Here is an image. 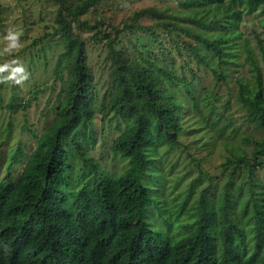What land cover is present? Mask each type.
Returning <instances> with one entry per match:
<instances>
[{
	"label": "trees",
	"instance_id": "obj_1",
	"mask_svg": "<svg viewBox=\"0 0 264 264\" xmlns=\"http://www.w3.org/2000/svg\"><path fill=\"white\" fill-rule=\"evenodd\" d=\"M55 1L51 31L31 43L47 36L61 40L51 69L60 80L51 106L55 118L20 170L13 169L25 154L20 145L6 160L0 150V170L6 162L0 171V264H264V188L252 177L233 178L235 172L245 177L264 169L263 39L255 32L257 51L238 28L245 10L258 6L264 26V0H174L173 6L164 1L132 9L118 22L103 13L93 21L81 19L106 0ZM144 16L150 23L142 22ZM77 24L87 35L76 31ZM125 38L135 55L124 48ZM88 45L103 50L107 66L101 127L107 121L117 129L109 148L125 160L115 174L101 167L102 151L97 157L88 153L97 115ZM239 65L247 67L248 77H234L236 102L246 127L262 130L263 138L250 131L240 135V141L253 143L250 154L227 140L225 164L231 167L221 192L214 200L204 187L193 201V188L187 187L176 195L181 199L170 211L171 221L163 214L167 186L153 166L156 151L180 144L185 130L205 131L204 146L215 141L214 133L220 136L217 129L232 125L236 131L232 117L219 124L218 106H231L219 91L230 92L232 70ZM39 90L35 85L30 97ZM14 101L12 96L6 107ZM22 103L25 108L28 99ZM190 119L197 127L191 128ZM173 226L176 233L170 232Z\"/></svg>",
	"mask_w": 264,
	"mask_h": 264
},
{
	"label": "rangeland",
	"instance_id": "obj_2",
	"mask_svg": "<svg viewBox=\"0 0 264 264\" xmlns=\"http://www.w3.org/2000/svg\"><path fill=\"white\" fill-rule=\"evenodd\" d=\"M164 1L172 6L175 3L174 0H106L101 4L99 3L96 9L93 7L89 8L80 17L81 19L93 21L95 16L103 13L105 17L113 15L114 21L118 22L122 17L131 14L132 9L154 3L161 5ZM234 5L241 6V3L237 2ZM56 6L55 0H0V64L16 59L21 61L30 73V78L22 86L13 85L10 82L0 83V147L2 146L0 150H2V157L4 160L9 159L12 150L18 145L25 152L23 159H20L18 164L13 168L15 171L21 169L25 157L36 144V138L55 118V112L51 106L55 102L60 80L54 79V73L51 69L58 52L62 49L61 40L58 37L47 36L34 45H31V43H33L35 38L41 37L44 32L51 31ZM260 14L259 6L251 11L245 10L238 23V28L249 37L251 45L255 46L256 49L255 32L263 39L264 45V26L260 22ZM150 21V17L148 16L142 18V22L144 23H150ZM13 26L23 29L24 34L21 37L23 47L19 52L4 54L5 42L2 37L6 34V30ZM75 29L77 32L80 31L83 35H87V32L78 24L75 25ZM147 41L150 42L143 38L141 42L147 43ZM123 46L127 52L133 55L136 54V49L133 48V44L129 39L125 38L123 40ZM41 47L44 48L43 51L40 50ZM141 49L143 52L145 51L143 47ZM103 55L104 52L100 47L88 45V60L97 82V95L94 103L97 115L93 124V127L96 129L94 130L95 140L93 145L88 144L90 147L88 153L93 157H97L99 152L102 151L105 158L101 161V167H106V171L109 174H115L123 168L125 160L117 154H112L109 148V142L117 134V129L109 125L107 121L103 123V128L101 127L100 110L109 94L107 66L102 61ZM201 74L203 77L211 80L207 71H203ZM235 76L241 78L248 77L247 67L239 65L232 70L231 90L229 93L223 87L219 91L223 98L222 101H230L231 106L229 108L221 105L218 106V110L222 116L219 124L221 125V122H226L225 120L230 119V117L234 118L232 124L237 125L235 132L232 130V125L223 130L217 129V133L220 136L214 133L216 137L215 141L204 146L203 144L208 141V135L205 131L188 132L185 130L183 135L179 136L180 144L170 149H167L166 145L160 146L157 149L155 155L157 164L153 166L164 174L168 189L176 184V187L172 188V192L167 188L163 191L162 195L168 203V210H163L164 215L171 213L170 211L174 204L181 199V197L176 195L184 193L189 186L193 188L191 194L193 201L198 199L200 191L204 187H208L206 194L214 200L216 199L218 192L222 190V185L229 178L228 173L231 166L225 164L226 156L229 154V151L225 148L227 140H232L236 144L238 143L239 146L246 148L250 154L253 143L240 141V135L245 131H250L263 138L262 130L249 129L242 120V109L235 98ZM35 85H40L41 90L38 91L37 96L30 97L29 91ZM12 96L15 97V101L13 108L9 109L6 107V104ZM185 97L189 102L190 99L186 93ZM26 98L28 99V104L24 108L22 107V102ZM192 111V114H194L195 110L192 109ZM189 122L192 123L191 128L197 127V124L192 119ZM101 143H103V146L100 147ZM5 163L1 167V172L6 169ZM80 167L81 160H75L74 169L71 172L74 185L77 184L75 178L79 173ZM159 171L157 174H160ZM85 172L86 178L91 175L88 169ZM177 176H180L179 180H176ZM250 177L259 183L258 188H264V169L262 168L255 170L250 176L245 172V177L241 173L235 172L233 178L238 181L241 178L249 179ZM150 213L154 214L155 218L158 217V213L154 207L150 208ZM169 216L171 221H175L172 215ZM180 220L183 221L184 219L180 218ZM158 221L164 224L162 218ZM170 232L176 233L177 230L173 226Z\"/></svg>",
	"mask_w": 264,
	"mask_h": 264
},
{
	"label": "clouds",
	"instance_id": "obj_3",
	"mask_svg": "<svg viewBox=\"0 0 264 264\" xmlns=\"http://www.w3.org/2000/svg\"><path fill=\"white\" fill-rule=\"evenodd\" d=\"M24 32L22 28L15 26L9 27L6 34L2 37L5 42L3 49L4 54L19 52L22 47L21 37ZM30 78V73L27 71L24 64L19 60H11L0 64V83H12L13 85L22 86Z\"/></svg>",
	"mask_w": 264,
	"mask_h": 264
}]
</instances>
